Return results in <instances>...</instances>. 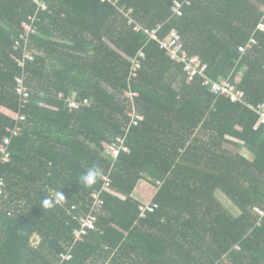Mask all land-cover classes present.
Instances as JSON below:
<instances>
[{
    "label": "trees",
    "instance_id": "16d2710c",
    "mask_svg": "<svg viewBox=\"0 0 264 264\" xmlns=\"http://www.w3.org/2000/svg\"><path fill=\"white\" fill-rule=\"evenodd\" d=\"M262 1L190 0L181 16L171 13L172 0L120 3L158 40L176 29L211 79L229 77L257 107L264 104ZM35 9L31 0H0V141L16 123L15 78L23 76L31 91L20 110L22 133L0 163V264H264V216L257 224L252 211L264 209L259 115L215 96L101 0H47L27 43L33 60L21 67L15 58L23 44L15 42ZM251 37L256 44L241 52ZM139 51L144 57L130 77ZM129 89L138 93L133 105L124 97ZM72 96L80 106L70 110ZM133 107L142 120L129 128L128 151L113 159L111 143ZM94 165L109 175L110 188L101 193L95 228L75 240L78 217L103 185L102 177L92 187L81 183ZM60 191L66 202L45 209L42 202ZM149 199L157 208L140 217L138 206Z\"/></svg>",
    "mask_w": 264,
    "mask_h": 264
},
{
    "label": "built area",
    "instance_id": "2783aa9c",
    "mask_svg": "<svg viewBox=\"0 0 264 264\" xmlns=\"http://www.w3.org/2000/svg\"><path fill=\"white\" fill-rule=\"evenodd\" d=\"M36 4V12L33 16L29 17L30 22L22 23V33L20 34L19 40L15 42V47L23 44V55L22 58H15L18 65L24 67L26 61L33 60L32 53L27 49V43L29 41V36L34 32L32 27V23L36 17V14L39 10H45L47 8V0H31ZM104 2H108L114 7V9L118 12V14L122 15L126 19V24L131 26L134 31H144L147 33L151 39H154L158 42L159 48L163 49L167 56L175 63L181 64L183 71L189 77H198L202 81V85L207 86L209 91L212 92L215 96H224L228 98L231 102H237L241 104H245L246 106L253 109L258 115V124H264V104H259L257 107L250 106L245 100V92L240 89L235 82H232L229 77L220 78L218 80L211 79L206 74L207 64L201 62L198 56L189 55L185 50L180 34L176 29H171L168 35L162 39L158 40L155 35V29L147 30L142 27L138 22L134 20L131 16L132 9L126 8L124 4L120 3V0H101ZM190 4V0H172L171 4V13L176 16H181L183 13L184 6ZM259 11L261 14V19L256 26V30L264 32V0L261 2L259 6ZM23 41V43H21ZM253 44H256V40L254 37H251L248 43L245 46H239V50L244 52L246 48L251 47ZM144 57V53L139 51L137 57L133 61V65L130 72V77L136 76V71L140 67V58ZM15 93L19 98V109L16 116V123L11 126H7L5 128L6 134L2 137L0 141V163H6L11 158V142L14 137L20 135L22 133V124L26 120V116L20 112L22 108L26 106L31 96V91L24 83L23 76H19L15 78ZM138 95L137 92H133L130 89L124 92V97L129 99L130 103L134 104V98ZM61 96V94H59ZM87 100L83 101L85 104ZM66 104L70 110L77 109L80 106V103L77 102L74 96L66 99ZM128 116L129 124L128 127L124 130V134L120 136H116L112 141L110 146V155L113 159H116L120 151H128V147L125 144V138L128 134L129 128L131 125H136L140 120H142V115L135 111L133 107L131 111H129ZM103 185L100 190H96L91 193L92 202L89 205V211L85 212V214L78 217L79 227L74 230L73 235L75 240H81L84 235L87 234L89 230H93L95 228V222L100 213L103 212V199L101 198V193L103 191L109 190L110 188V177L108 174L102 176ZM159 183V182H157ZM6 182L4 176L0 175V197L5 194ZM157 208L156 203H152L151 199L143 204L138 206L139 216L144 217L147 212H153L154 209ZM253 213L258 216L257 224H259V220L264 216V209L259 206H254L252 208ZM62 259H69L68 254H60Z\"/></svg>",
    "mask_w": 264,
    "mask_h": 264
},
{
    "label": "clouds",
    "instance_id": "9594fccd",
    "mask_svg": "<svg viewBox=\"0 0 264 264\" xmlns=\"http://www.w3.org/2000/svg\"><path fill=\"white\" fill-rule=\"evenodd\" d=\"M102 175L103 169L98 165H94L89 168L86 173L81 175L80 180L81 183H83L86 187H92L97 183V181L102 177ZM64 202H66V198L60 191L56 192L53 197L45 199L42 203L45 209H52L58 203L62 204Z\"/></svg>",
    "mask_w": 264,
    "mask_h": 264
},
{
    "label": "rangeland",
    "instance_id": "374dc122",
    "mask_svg": "<svg viewBox=\"0 0 264 264\" xmlns=\"http://www.w3.org/2000/svg\"><path fill=\"white\" fill-rule=\"evenodd\" d=\"M225 147L231 151V152H237L238 151V147L232 145V144H229L227 143L225 145ZM218 198L220 199V201L227 207V208H230V207H233V209H236L235 206L231 203V201L225 196L223 195L221 192H217L216 193ZM33 242H36L38 241V237L36 235L33 236Z\"/></svg>",
    "mask_w": 264,
    "mask_h": 264
},
{
    "label": "crops",
    "instance_id": "0c3cea01",
    "mask_svg": "<svg viewBox=\"0 0 264 264\" xmlns=\"http://www.w3.org/2000/svg\"><path fill=\"white\" fill-rule=\"evenodd\" d=\"M240 77H241V73H238V74L236 75V78H235L236 81H238V80L240 79ZM149 200H150V199H149ZM149 200H148V201H149ZM231 208H232V207H230V209H231ZM234 212H236V211H234Z\"/></svg>",
    "mask_w": 264,
    "mask_h": 264
},
{
    "label": "bare ground",
    "instance_id": "6f19581e",
    "mask_svg": "<svg viewBox=\"0 0 264 264\" xmlns=\"http://www.w3.org/2000/svg\"><path fill=\"white\" fill-rule=\"evenodd\" d=\"M104 201V200H103ZM104 204V203H103Z\"/></svg>",
    "mask_w": 264,
    "mask_h": 264
}]
</instances>
